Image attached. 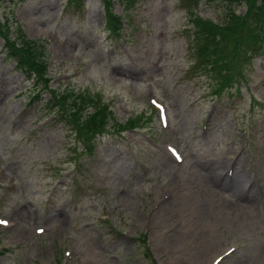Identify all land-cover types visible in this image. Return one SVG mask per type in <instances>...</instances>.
Here are the masks:
<instances>
[{"label":"rangeland","instance_id":"obj_1","mask_svg":"<svg viewBox=\"0 0 264 264\" xmlns=\"http://www.w3.org/2000/svg\"><path fill=\"white\" fill-rule=\"evenodd\" d=\"M247 10L0 0V264H264V45L250 43ZM92 93L115 123L88 152ZM218 161L244 162L243 185L255 182L245 214L208 175Z\"/></svg>","mask_w":264,"mask_h":264},{"label":"trees","instance_id":"obj_2","mask_svg":"<svg viewBox=\"0 0 264 264\" xmlns=\"http://www.w3.org/2000/svg\"><path fill=\"white\" fill-rule=\"evenodd\" d=\"M108 1L109 0H104L105 4ZM120 1L124 2L128 6H131L133 5L135 0H120ZM244 2L247 5L248 10L245 14V19L242 22V24L246 25V30L247 32H249L248 38H250L249 39L250 43L251 44L254 43L253 47L255 49H259L262 47L264 43V0H244ZM107 19L110 21L113 20L112 13L110 11L107 12ZM257 43H258V46H255ZM12 50H14L15 53H11L10 54L11 56L19 55L15 48H13ZM20 50H21V54L23 55V57L26 58L29 64V69L32 70V72L36 71L39 77L44 76V73L46 71L45 62L37 57L34 50L28 47L26 43H23L21 45ZM245 51H247V49H245ZM78 94L80 95V98H84V93L82 91H79ZM86 100H87V97H85L83 101H86ZM89 106H91L93 110L95 111L92 114L93 125L89 126L90 129L87 130L90 133L89 140H91L93 137V133L101 132L104 130L106 121L110 117V111L106 113L105 109H107V107L100 106L99 103L93 102V104H89ZM117 130L119 129L117 128ZM89 144L91 143L89 142Z\"/></svg>","mask_w":264,"mask_h":264},{"label":"bare ground","instance_id":"obj_3","mask_svg":"<svg viewBox=\"0 0 264 264\" xmlns=\"http://www.w3.org/2000/svg\"><path fill=\"white\" fill-rule=\"evenodd\" d=\"M218 162H220V163H218ZM218 162H217L218 164L214 163L213 165H211L210 167L207 168L208 175L211 176L212 180L214 181L213 183H217L218 185H228V187H230V190L232 193H238L243 197V199L245 200V204H246L244 207V209H245L244 214H245L248 211L249 203L251 202V200L254 197L255 189L253 190L251 187L253 184H255V182L251 181L249 186H247V184H245V186L243 185V183H242L243 180L240 179V177L245 174L244 162L241 164H238V165L236 164L235 161L230 165H223L222 161H218ZM224 170L226 172L225 173L226 178L222 177V172ZM228 176H229V178H231L230 180H229ZM243 182H246V181H243ZM247 192H248V195H247ZM244 195L247 197H245ZM224 206H226V204L222 205V207H224ZM192 218H193V216H192ZM216 218H221L219 211H216V214H214V220ZM217 222H219V221H217Z\"/></svg>","mask_w":264,"mask_h":264},{"label":"snow or ice","instance_id":"obj_4","mask_svg":"<svg viewBox=\"0 0 264 264\" xmlns=\"http://www.w3.org/2000/svg\"><path fill=\"white\" fill-rule=\"evenodd\" d=\"M5 223H7V221L0 220V224H5ZM40 231H42V230H40Z\"/></svg>","mask_w":264,"mask_h":264}]
</instances>
